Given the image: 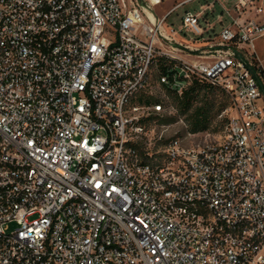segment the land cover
<instances>
[{
    "label": "built area",
    "instance_id": "2783aa9c",
    "mask_svg": "<svg viewBox=\"0 0 264 264\" xmlns=\"http://www.w3.org/2000/svg\"><path fill=\"white\" fill-rule=\"evenodd\" d=\"M162 1L0 0V264L264 262V0ZM193 78L224 135L155 136Z\"/></svg>",
    "mask_w": 264,
    "mask_h": 264
},
{
    "label": "rangeland",
    "instance_id": "374dc122",
    "mask_svg": "<svg viewBox=\"0 0 264 264\" xmlns=\"http://www.w3.org/2000/svg\"><path fill=\"white\" fill-rule=\"evenodd\" d=\"M179 1L182 0H163L162 3L154 6L153 10L157 16H160ZM203 1L204 0H192L182 4L166 17L164 24L166 26H169V28L177 30L181 26V17L184 10H198L200 3H202ZM220 1L227 5L231 2V0ZM215 11L216 13L220 11L219 4H216ZM221 26L222 24L220 22H216L215 31H219ZM176 37L180 41H186L185 38L180 34H177ZM259 43H264V35L257 38L254 42L256 47L259 45ZM199 44H202V42L198 41L194 45ZM257 48L259 51V46ZM259 55L260 58H264V53L261 54V52L259 51ZM198 100V103L206 102L210 110V123L206 130L198 131L195 133L190 132L188 121L189 112L185 114L180 113L177 109L178 101L175 97H173L171 98V104H169L167 109L161 112L162 114L161 116H159L163 120L156 121L154 124L151 125L154 135L157 136L162 134V136L166 138L180 137L182 138L181 142L184 145H191L193 143L203 141L204 139L208 138H221L224 135L227 123L226 117L228 116V107L230 105V100L228 96L224 91L220 89H214L212 91L200 94L198 96ZM258 264H264V262H260Z\"/></svg>",
    "mask_w": 264,
    "mask_h": 264
},
{
    "label": "trees",
    "instance_id": "16d2710c",
    "mask_svg": "<svg viewBox=\"0 0 264 264\" xmlns=\"http://www.w3.org/2000/svg\"><path fill=\"white\" fill-rule=\"evenodd\" d=\"M159 65L163 66L161 61L159 62ZM259 71L261 73L264 72V68L259 67ZM214 89L219 88L207 82H200L197 78H193L192 82L188 88L184 90L181 96H172V98L175 97L178 101L177 109L180 113L185 114L189 112L188 121L190 132L195 133L208 128L210 123V110L206 102L198 103V96ZM159 116L161 115H156L153 118H155L157 121L163 120Z\"/></svg>",
    "mask_w": 264,
    "mask_h": 264
},
{
    "label": "crops",
    "instance_id": "0c3cea01",
    "mask_svg": "<svg viewBox=\"0 0 264 264\" xmlns=\"http://www.w3.org/2000/svg\"><path fill=\"white\" fill-rule=\"evenodd\" d=\"M261 36H262V35H261ZM259 37H260V36H259ZM259 37H258V38H259ZM258 46H259V48H260L259 51L261 52V54L264 53V50H262V49H264V48H262V47H264V43H261V44L259 43ZM258 46H257V47H258ZM257 47H256V45H254L255 54H256V56H257V59H258L260 65H261V67L264 68V58H260L259 51H258V48H257Z\"/></svg>",
    "mask_w": 264,
    "mask_h": 264
},
{
    "label": "bare ground",
    "instance_id": "6f19581e",
    "mask_svg": "<svg viewBox=\"0 0 264 264\" xmlns=\"http://www.w3.org/2000/svg\"><path fill=\"white\" fill-rule=\"evenodd\" d=\"M149 15L151 16L152 19H154L153 15H151L150 13H149Z\"/></svg>",
    "mask_w": 264,
    "mask_h": 264
}]
</instances>
